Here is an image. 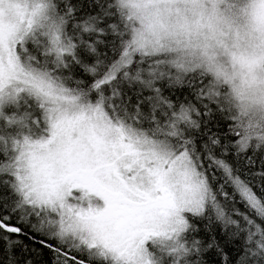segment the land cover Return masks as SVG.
I'll list each match as a JSON object with an SVG mask.
<instances>
[{
    "label": "snow or ice",
    "instance_id": "snow-or-ice-1",
    "mask_svg": "<svg viewBox=\"0 0 264 264\" xmlns=\"http://www.w3.org/2000/svg\"><path fill=\"white\" fill-rule=\"evenodd\" d=\"M0 264H264V0H0Z\"/></svg>",
    "mask_w": 264,
    "mask_h": 264
}]
</instances>
